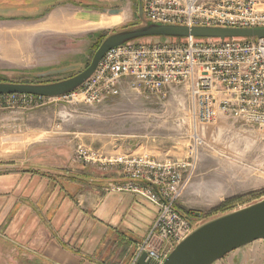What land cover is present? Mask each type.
I'll return each mask as SVG.
<instances>
[{"label":"rangeland","instance_id":"obj_1","mask_svg":"<svg viewBox=\"0 0 264 264\" xmlns=\"http://www.w3.org/2000/svg\"><path fill=\"white\" fill-rule=\"evenodd\" d=\"M1 3L4 7H0V26L4 31L20 26V31L25 32L23 42L12 47L24 52L21 61L6 56L7 49L1 50L0 80L9 83H52L75 76L89 65L107 35L140 23L137 0H69L61 5L67 8V17L63 11L49 17L48 10H39L34 16L14 17L9 11L11 2ZM78 12L102 15L104 19L98 24L71 21ZM18 19L22 22H16ZM114 19L117 21L113 22ZM121 21L120 25L113 26ZM58 22L63 23L62 26L54 25ZM53 25L59 31L54 30ZM3 62H20L21 65L12 68ZM190 111L181 88H173L169 98L160 104L148 102L125 88L120 96L95 106L71 98L0 97V165L24 162L34 148L44 152L57 150L71 158L81 146L96 154L100 161L74 164L69 161V164L89 166L90 170L99 172L112 169L123 176L121 162L125 159L147 155L155 160L163 157L177 160L171 159L173 153L187 157L193 144L192 136L196 134L202 142L197 147V157L201 152L221 153L222 156L215 155L216 158L238 164V173H248L256 187L208 209L180 211L184 217L189 213L192 228L264 199V140L260 133L239 123L232 129L200 128L193 123ZM237 134L238 139L252 141L253 151L234 159L229 144ZM57 163L59 161L54 159L51 161L52 165ZM215 264H264V240L240 248Z\"/></svg>","mask_w":264,"mask_h":264},{"label":"built area","instance_id":"obj_2","mask_svg":"<svg viewBox=\"0 0 264 264\" xmlns=\"http://www.w3.org/2000/svg\"><path fill=\"white\" fill-rule=\"evenodd\" d=\"M143 15L159 24L264 29V0H142ZM129 89L148 102L166 101L173 88L184 90L195 126L205 128L226 118L256 130L264 140V37L249 41L145 44L109 50L94 74L71 98L95 106ZM26 99V95L4 96ZM188 156L158 161L139 155L121 162L125 182L114 192L135 194L156 207L154 221L137 245L130 264H162L192 230L175 205L192 179L200 138L194 134ZM75 161L100 158L79 146ZM111 163V162H110Z\"/></svg>","mask_w":264,"mask_h":264},{"label":"crops","instance_id":"obj_3","mask_svg":"<svg viewBox=\"0 0 264 264\" xmlns=\"http://www.w3.org/2000/svg\"><path fill=\"white\" fill-rule=\"evenodd\" d=\"M1 1L11 2L9 11L14 17L38 15L39 10H48L49 17L61 11L68 16L61 5L69 0H0V7H4ZM102 17L78 12L71 21L98 24ZM64 21L67 25L66 18ZM20 30L17 26L4 31L0 26V54L7 49L4 54L16 61L25 57L23 51L12 48L23 42L25 32ZM3 64L12 68L21 65ZM210 127L232 129L238 123L221 117ZM229 145L234 159L253 151L252 141L238 139V134ZM42 150L34 148L24 162L0 165V264H130L155 219L156 207L135 194L111 191L108 187L124 183L119 171L72 166L78 163L73 156ZM173 154L171 159L186 158L185 154ZM215 155L222 156L201 152L197 157V171L175 205L179 213L208 209L256 187L248 173H238V164ZM53 159L59 163L52 165Z\"/></svg>","mask_w":264,"mask_h":264},{"label":"water","instance_id":"obj_4","mask_svg":"<svg viewBox=\"0 0 264 264\" xmlns=\"http://www.w3.org/2000/svg\"><path fill=\"white\" fill-rule=\"evenodd\" d=\"M137 2V18L140 23L107 35L83 71L52 83L0 82V97L26 95L57 99L68 96L79 90L94 74L106 52L118 47L184 44L189 41L203 44L238 42L264 37V29L159 24L147 20L143 15L142 0ZM0 170L3 168L0 167ZM259 240H264V199L192 228L191 232L175 245L162 264H215L230 253ZM145 259L146 254L143 253L137 264H149Z\"/></svg>","mask_w":264,"mask_h":264},{"label":"trees","instance_id":"obj_5","mask_svg":"<svg viewBox=\"0 0 264 264\" xmlns=\"http://www.w3.org/2000/svg\"><path fill=\"white\" fill-rule=\"evenodd\" d=\"M137 5H138V2H137ZM0 82H7V81L0 80ZM29 84H33V83H29ZM37 84H44V83H37ZM187 215H189V213H187ZM187 215H186V218L189 219Z\"/></svg>","mask_w":264,"mask_h":264},{"label":"bare ground","instance_id":"obj_6","mask_svg":"<svg viewBox=\"0 0 264 264\" xmlns=\"http://www.w3.org/2000/svg\"><path fill=\"white\" fill-rule=\"evenodd\" d=\"M18 53V52H17ZM20 54V53H19Z\"/></svg>","mask_w":264,"mask_h":264}]
</instances>
